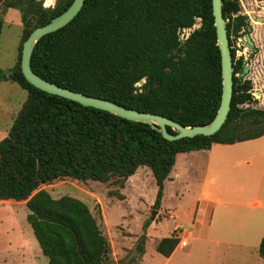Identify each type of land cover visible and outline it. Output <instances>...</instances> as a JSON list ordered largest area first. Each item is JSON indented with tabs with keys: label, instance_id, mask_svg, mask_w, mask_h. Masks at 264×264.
<instances>
[{
	"label": "trees",
	"instance_id": "1",
	"mask_svg": "<svg viewBox=\"0 0 264 264\" xmlns=\"http://www.w3.org/2000/svg\"><path fill=\"white\" fill-rule=\"evenodd\" d=\"M71 1L57 0L52 7L41 0L1 1L2 10H19L21 30L16 60L7 71L0 69V80L16 83L25 97L0 138V199L24 201L43 264H113L99 214L78 198L52 197L40 186L72 179L110 180L122 187L137 167L146 166L157 208L176 153L258 137L264 134V109L249 106L251 81L237 75L243 60L235 58L232 42L248 27L238 0H221L232 91L226 118L211 135L168 140L146 123L37 89L20 72L21 43ZM196 19L198 26L180 39L178 28H190ZM1 26L0 18V31ZM219 61L210 0H84L68 23L34 43L29 57L31 70L45 80L183 126L213 118L221 90ZM178 239L172 231L154 250L168 256ZM257 254L264 264V234Z\"/></svg>",
	"mask_w": 264,
	"mask_h": 264
},
{
	"label": "crops",
	"instance_id": "2",
	"mask_svg": "<svg viewBox=\"0 0 264 264\" xmlns=\"http://www.w3.org/2000/svg\"><path fill=\"white\" fill-rule=\"evenodd\" d=\"M262 44L260 50L264 48ZM9 83L3 88L17 91L16 84ZM8 110L4 107V117L8 116ZM135 172L127 177L126 188L136 187ZM168 176L163 180L158 211L163 213L162 218L174 216L176 207L165 205L166 195L175 202L189 199L191 203L182 213L189 229L183 228L179 233L186 245H176L168 256L155 251L152 260H146L145 252L139 264H262L257 248L264 234V134L230 144L214 143L207 149L178 152ZM22 205L24 201L0 199V227L4 225L0 235L7 238L0 248V264L46 261L30 226L31 234L16 218L18 209L13 206ZM156 224L150 221L146 226L147 246L149 231ZM177 225L173 223L166 236Z\"/></svg>",
	"mask_w": 264,
	"mask_h": 264
},
{
	"label": "rangeland",
	"instance_id": "3",
	"mask_svg": "<svg viewBox=\"0 0 264 264\" xmlns=\"http://www.w3.org/2000/svg\"><path fill=\"white\" fill-rule=\"evenodd\" d=\"M1 1L0 69L5 72L12 67L15 61L14 56L20 36L21 22L19 10L16 8L2 10ZM56 1L50 0L49 2L46 0V3L53 6ZM238 1L240 13L245 14L247 17L250 30L246 33H248L251 42L247 41L245 33L232 43L238 54L243 53L244 64L248 66V70L242 78L251 81L249 92L254 100L249 106L264 109V48L260 50L261 44H264V5L262 7L264 0ZM42 6L45 7L43 3ZM260 10L263 11L260 12ZM198 24L199 21L196 19L190 28L182 29L179 34L180 39L186 36L191 29L197 27ZM237 75L239 76V74ZM3 81L0 80V138L5 135L11 123L10 120H12L25 97V91L16 83L17 91H11L3 88L6 84H10L9 81L7 83H3ZM4 107H8L11 111L8 110L7 117H4L3 114ZM125 182L126 180L122 187H118L110 180L107 182L92 180L80 182L63 179L50 184H42L40 188L46 190L52 197L66 194L83 201L91 213L100 216L98 223L110 246V258L113 260V264H139L145 252L147 254L146 260H152V255L155 253L153 241L158 237L166 236L167 230L171 228L173 223L182 225L186 231L189 229L187 223L182 219V213L188 209V203L191 202L188 198H181L180 201L175 202V199L169 198L170 195H166L165 205L176 207V212L173 217L165 216L162 218L163 213L158 211V207L153 208L152 206L156 185L148 167L139 166L136 169L134 175L136 187L126 188ZM118 196H122V198ZM13 207L18 209L16 218L19 224H23L31 234L29 225L25 220V206ZM150 221H155L157 224L154 229L149 231L150 242L147 246L148 238L146 234L144 235L146 227L143 228L142 225ZM3 228L4 225L0 227V232L3 231ZM172 231L179 236V231H174V229ZM6 240L4 234L0 235V248L7 243L4 242ZM137 244L141 246L140 252L127 259L128 254L134 250ZM42 258L45 257L42 256Z\"/></svg>",
	"mask_w": 264,
	"mask_h": 264
},
{
	"label": "water",
	"instance_id": "4",
	"mask_svg": "<svg viewBox=\"0 0 264 264\" xmlns=\"http://www.w3.org/2000/svg\"><path fill=\"white\" fill-rule=\"evenodd\" d=\"M41 1L45 7L52 6V4H47L45 0ZM83 1L84 0H72L63 11L52 16L44 24L35 26L22 41L19 56V68L23 78L29 84L48 94L66 98L83 106L101 109L127 120L146 123L150 125L151 128H154L160 132V134L168 140H175L182 137H192L195 135H211L219 129L228 113L229 101L232 91L231 57L225 30L227 19L223 18L221 14V0H210L213 26L215 30V43L219 51L220 60L221 90L219 103L213 118L207 124L194 126H183L162 115L138 111L100 97L90 96L82 92L73 91L66 87H62L53 82L45 80L31 70L29 65V57L34 43L41 36L55 31L68 23L78 13ZM249 30L250 27L248 26L247 31ZM181 31L182 28H178V36ZM245 36L247 41L250 43L251 41L248 33H246ZM247 70L248 66L247 64H244L239 74L241 78L246 74ZM142 82L143 80H140L137 84L139 85ZM165 126H169L174 131V133H168ZM140 250L141 246L137 244L134 250L128 254L127 259L133 255H136L138 252H140Z\"/></svg>",
	"mask_w": 264,
	"mask_h": 264
},
{
	"label": "built area",
	"instance_id": "5",
	"mask_svg": "<svg viewBox=\"0 0 264 264\" xmlns=\"http://www.w3.org/2000/svg\"><path fill=\"white\" fill-rule=\"evenodd\" d=\"M238 37H236L235 39H237ZM234 48V47H233ZM234 56H235V58H238V57H241L242 58V60H243V53H237V49H235L234 48ZM244 62V61H243ZM182 228H183V226L182 225H177V226H175L174 227V231H182ZM179 237V236H178ZM177 245H179V246H185L186 245V242H185V240H182V239H178V242H177Z\"/></svg>",
	"mask_w": 264,
	"mask_h": 264
},
{
	"label": "flooded vegetation",
	"instance_id": "6",
	"mask_svg": "<svg viewBox=\"0 0 264 264\" xmlns=\"http://www.w3.org/2000/svg\"><path fill=\"white\" fill-rule=\"evenodd\" d=\"M46 1V0H45ZM243 64H244V62H243ZM240 74V73H239ZM240 76V75H239Z\"/></svg>",
	"mask_w": 264,
	"mask_h": 264
}]
</instances>
